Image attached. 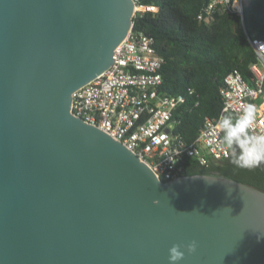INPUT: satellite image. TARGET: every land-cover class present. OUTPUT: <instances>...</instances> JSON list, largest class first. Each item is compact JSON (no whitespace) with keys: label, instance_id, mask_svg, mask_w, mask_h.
<instances>
[{"label":"water","instance_id":"water-1","mask_svg":"<svg viewBox=\"0 0 264 264\" xmlns=\"http://www.w3.org/2000/svg\"><path fill=\"white\" fill-rule=\"evenodd\" d=\"M134 10L135 0H0V264H169L177 244L178 264H264L263 190L222 174L165 181L72 113Z\"/></svg>","mask_w":264,"mask_h":264},{"label":"built area","instance_id":"built-area-1","mask_svg":"<svg viewBox=\"0 0 264 264\" xmlns=\"http://www.w3.org/2000/svg\"><path fill=\"white\" fill-rule=\"evenodd\" d=\"M244 1L211 0L199 17L216 11L243 15ZM238 5L240 10L234 7ZM146 9L156 7L135 0L134 16ZM250 41L257 53V61L251 64L254 76L251 82L239 71L225 76L220 87L221 114L238 116L241 105L254 104L258 110L255 131L260 133L264 131V102H260L264 96V38ZM155 44L154 36L135 29L133 23L125 39L116 47L110 68L73 93L71 111L122 141L158 177L174 179L185 172L187 158L197 159L208 167L211 160L229 158L231 150L221 142L222 133L212 135L221 114L207 117L191 142L174 132V111L183 96L169 95L160 89L165 58L158 53ZM226 108L227 113L224 112Z\"/></svg>","mask_w":264,"mask_h":264},{"label":"trees","instance_id":"trees-1","mask_svg":"<svg viewBox=\"0 0 264 264\" xmlns=\"http://www.w3.org/2000/svg\"><path fill=\"white\" fill-rule=\"evenodd\" d=\"M210 1L143 0L156 9L143 10L133 17L134 28L154 36L156 49L165 58L160 89L183 96L174 111V132L189 142L207 117L222 113L220 87L229 72L239 71L252 81L251 64L257 61V53L247 33L252 38H264V0H245L244 19L227 11L200 18ZM185 173L222 174L264 191V164L253 169L238 168L231 163V156L211 160L208 167L187 158Z\"/></svg>","mask_w":264,"mask_h":264},{"label":"clouds","instance_id":"clouds-1","mask_svg":"<svg viewBox=\"0 0 264 264\" xmlns=\"http://www.w3.org/2000/svg\"><path fill=\"white\" fill-rule=\"evenodd\" d=\"M234 7L240 10L239 5ZM257 111L254 104L241 105L238 116L221 114L212 129L213 136L222 133L221 142L231 150V163L238 168L253 169L264 164V131H255ZM153 139L155 142L156 138ZM196 247L195 241L187 245L189 252H195ZM184 256L181 246L173 245L169 249V264H178Z\"/></svg>","mask_w":264,"mask_h":264},{"label":"crops","instance_id":"crops-1","mask_svg":"<svg viewBox=\"0 0 264 264\" xmlns=\"http://www.w3.org/2000/svg\"><path fill=\"white\" fill-rule=\"evenodd\" d=\"M262 101L264 102V96H263V97H261V99H260V102H262Z\"/></svg>","mask_w":264,"mask_h":264}]
</instances>
